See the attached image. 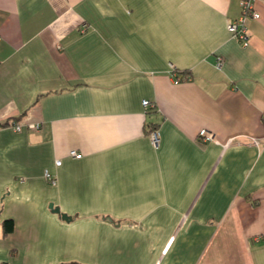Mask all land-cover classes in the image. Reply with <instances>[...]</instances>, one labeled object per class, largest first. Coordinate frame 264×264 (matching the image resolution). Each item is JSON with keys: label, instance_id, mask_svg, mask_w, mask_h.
<instances>
[{"label": "crops", "instance_id": "1", "mask_svg": "<svg viewBox=\"0 0 264 264\" xmlns=\"http://www.w3.org/2000/svg\"><path fill=\"white\" fill-rule=\"evenodd\" d=\"M254 5L0 0V264H264Z\"/></svg>", "mask_w": 264, "mask_h": 264}, {"label": "built area", "instance_id": "2", "mask_svg": "<svg viewBox=\"0 0 264 264\" xmlns=\"http://www.w3.org/2000/svg\"><path fill=\"white\" fill-rule=\"evenodd\" d=\"M255 0H239L241 12L240 15L230 21L227 24V30L230 31L243 45L247 44V19L249 17L251 18H258L259 17V11L255 8L254 5ZM222 63V57L218 56L216 60V65L217 67H220ZM142 103L145 107H147L150 104V101L148 99H143ZM10 125L13 127V129L18 130L20 129V123L17 121H11ZM34 127H38V123L33 124ZM149 136L151 139V143L156 146L159 141V132L156 128H151L149 131ZM198 136L203 139V140H213L214 134L212 131L206 129V128H201L198 132ZM216 140V139H215ZM256 142V140H254ZM71 154H73L76 157H79L81 155L80 152H76L75 150L70 151ZM56 164L60 163V160L57 159ZM44 177L48 182L51 184L56 183V178L55 175L51 174V172L48 169L44 170Z\"/></svg>", "mask_w": 264, "mask_h": 264}, {"label": "trees", "instance_id": "3", "mask_svg": "<svg viewBox=\"0 0 264 264\" xmlns=\"http://www.w3.org/2000/svg\"><path fill=\"white\" fill-rule=\"evenodd\" d=\"M9 123V119L5 120L4 122H2V124H8ZM12 219L11 218H8V219H5L3 221V227H4V231L5 232H8L10 231V229L12 228Z\"/></svg>", "mask_w": 264, "mask_h": 264}, {"label": "water", "instance_id": "4", "mask_svg": "<svg viewBox=\"0 0 264 264\" xmlns=\"http://www.w3.org/2000/svg\"><path fill=\"white\" fill-rule=\"evenodd\" d=\"M54 210H55L56 212H60V210H59L58 207H55ZM61 216H62V218H64V219H69V218H71V216H69V215H67V214H65V213H63V212L61 213Z\"/></svg>", "mask_w": 264, "mask_h": 264}]
</instances>
